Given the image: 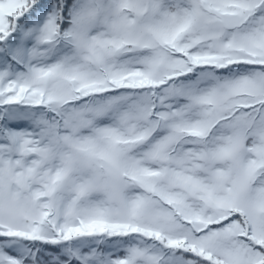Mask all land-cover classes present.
<instances>
[{"label":"snow or ice","instance_id":"6c2138e0","mask_svg":"<svg viewBox=\"0 0 264 264\" xmlns=\"http://www.w3.org/2000/svg\"><path fill=\"white\" fill-rule=\"evenodd\" d=\"M0 264H264V0H0Z\"/></svg>","mask_w":264,"mask_h":264}]
</instances>
